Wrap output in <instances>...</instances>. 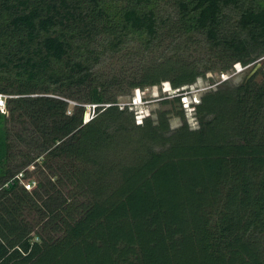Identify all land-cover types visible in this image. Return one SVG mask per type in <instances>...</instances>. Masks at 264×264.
<instances>
[{
  "label": "trees",
  "instance_id": "obj_1",
  "mask_svg": "<svg viewBox=\"0 0 264 264\" xmlns=\"http://www.w3.org/2000/svg\"><path fill=\"white\" fill-rule=\"evenodd\" d=\"M257 60L195 126L178 94L140 122L117 103ZM0 92V264H264V0H0ZM60 141L86 201L39 166Z\"/></svg>",
  "mask_w": 264,
  "mask_h": 264
},
{
  "label": "rangeland",
  "instance_id": "obj_2",
  "mask_svg": "<svg viewBox=\"0 0 264 264\" xmlns=\"http://www.w3.org/2000/svg\"><path fill=\"white\" fill-rule=\"evenodd\" d=\"M253 64H250L248 66H242L239 63H236L233 70H230V72L227 73H219L218 71H211L207 72V74L204 77H198L195 83H192V85L188 86L187 89H183L181 91H176L177 88H173V86L170 84L168 80L162 81L158 85L153 86H140L133 89V92L128 95H119L118 97V106L121 108V106L127 105L129 110H132L134 113L135 121L140 122L144 116L151 114L152 116H155V113H153V110L158 108H167L168 104H162L160 102L161 98H171L170 96L174 94L180 95L181 100V108L185 114V117L189 124L191 126L196 125V120L192 116L193 114V104L195 100L198 99V96L205 91L206 89L212 88L218 83L219 81L225 79L228 77L233 82L240 81L250 70ZM200 88V90H199ZM5 102L7 104V99L5 98ZM74 104L73 100H69V109H72V105ZM85 112H84V120H88L91 116L94 115V109L91 104L85 103ZM6 111V108L3 112ZM169 123L170 126H176L181 122V118L178 115L171 114L169 115ZM17 126L19 124H16ZM70 142L69 139L64 140V145L66 146ZM20 144V143H18ZM63 142H59L56 146V149L59 150V154L55 156H50V158H47V161L44 163L41 161V156H39L38 163L40 168L44 169L47 173L52 174L51 170H54L58 178L54 177L55 180L61 182L60 187L66 191L73 192L75 195V198H77V201L82 202L86 201V198L88 199L87 193L85 191H81V194H78V190L76 185L73 182H70V178L77 174L80 168L76 166V168H73L70 166V163L68 162L67 154L64 151L63 153L60 152L63 148ZM62 147V148H61ZM25 144H21L17 146V149L25 150ZM44 156V155H43ZM75 165H78V162H75ZM34 162L29 164L28 166L24 167L26 170V174L29 176L31 175V178L35 183L36 177L38 175V172L33 171L34 169ZM81 167V166H80ZM126 167V166H125ZM50 168V169H49ZM149 169L140 168L138 166L136 167H129L125 171V179L126 184L125 186L128 189H131L144 175L148 173ZM65 173L72 174L65 175ZM21 180H28L26 177H22ZM21 182V181H19ZM261 248H264V242L262 243ZM262 255L264 256V251L262 252ZM7 256H9L7 254Z\"/></svg>",
  "mask_w": 264,
  "mask_h": 264
},
{
  "label": "built area",
  "instance_id": "obj_3",
  "mask_svg": "<svg viewBox=\"0 0 264 264\" xmlns=\"http://www.w3.org/2000/svg\"><path fill=\"white\" fill-rule=\"evenodd\" d=\"M188 85H183V86H180L177 88L176 91H179L181 90L182 88L184 87H187ZM7 97V94L5 93H1L0 92V111H4L5 108H6V102H5V98ZM92 107H94V104H91ZM20 175V174H18ZM17 175V176H18ZM21 183L25 186V188L27 189H30L33 185H34V182L33 181H30V180H21Z\"/></svg>",
  "mask_w": 264,
  "mask_h": 264
},
{
  "label": "water",
  "instance_id": "obj_4",
  "mask_svg": "<svg viewBox=\"0 0 264 264\" xmlns=\"http://www.w3.org/2000/svg\"><path fill=\"white\" fill-rule=\"evenodd\" d=\"M253 65H252V67L250 68V70L247 72V74H246V79L248 78V77H250L252 74H254L255 73V71L259 68V66L261 65V63H260V61L259 60H257V61H255L254 63H252Z\"/></svg>",
  "mask_w": 264,
  "mask_h": 264
},
{
  "label": "clouds",
  "instance_id": "obj_5",
  "mask_svg": "<svg viewBox=\"0 0 264 264\" xmlns=\"http://www.w3.org/2000/svg\"><path fill=\"white\" fill-rule=\"evenodd\" d=\"M188 87V86H187ZM187 87H184V88H182L181 90H183V89H187ZM197 100H195V102H196Z\"/></svg>",
  "mask_w": 264,
  "mask_h": 264
}]
</instances>
